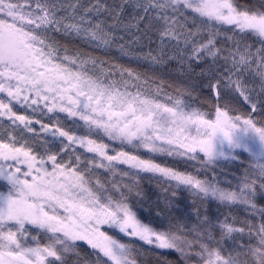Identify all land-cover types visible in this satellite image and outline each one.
I'll return each instance as SVG.
<instances>
[{
    "label": "snow or ice",
    "instance_id": "snow-or-ice-1",
    "mask_svg": "<svg viewBox=\"0 0 264 264\" xmlns=\"http://www.w3.org/2000/svg\"><path fill=\"white\" fill-rule=\"evenodd\" d=\"M0 264H264V0H0Z\"/></svg>",
    "mask_w": 264,
    "mask_h": 264
}]
</instances>
